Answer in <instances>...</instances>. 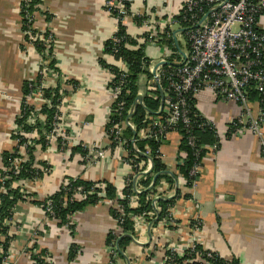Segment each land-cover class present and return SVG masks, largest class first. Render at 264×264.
I'll return each instance as SVG.
<instances>
[{
    "label": "crops",
    "instance_id": "obj_1",
    "mask_svg": "<svg viewBox=\"0 0 264 264\" xmlns=\"http://www.w3.org/2000/svg\"><path fill=\"white\" fill-rule=\"evenodd\" d=\"M105 1L41 0L40 10L35 12V28L38 34H52L54 39L47 49L52 51L51 58L46 59L37 45H26L21 26V0H0V176L4 169V154L14 152L17 146L13 135L24 84L38 80L44 66L48 69L44 87L60 86L65 92L61 108L62 125L70 141L107 151L106 158L100 163L85 166L73 149L62 151L52 142L46 150L37 146L34 153L37 167L49 171H44L42 178L28 181L26 191L40 200L56 193L67 178L108 182L120 192L124 180L132 174L131 167L112 153L104 135L112 106L106 68L117 63L105 53L107 42L117 30V22L106 10ZM183 1L132 0L131 10L149 17L159 29L162 21L177 16ZM127 29L132 36L139 32L132 19L128 20ZM172 30L177 32L176 37L183 39L179 25H174ZM165 37L169 39L164 35L159 44L142 45L145 55L155 66L165 59H178L168 56V48L173 49V36L171 43L165 42ZM51 61H54L55 70L49 69ZM148 79L146 75L141 77V92L152 89ZM45 106L41 104L38 108L42 122L46 121V116L41 113ZM196 108L216 127L221 139L219 151L203 159L200 178L190 189L182 184L178 171L185 158L180 147V135L174 132L161 141L160 159L166 166V172L177 175L174 184L161 181L169 191L163 198L173 199L179 190L182 195L190 196L181 197L175 203V227L164 226L162 221L157 225L148 222L139 226L135 234H127L133 239L129 237L130 243L125 249H120V258L115 264H160L167 247L187 249L193 238L199 246L214 251L224 260L264 264V159L261 152L264 121L262 137L243 130L227 139L230 121L242 116L240 106L203 92L196 99ZM252 113L254 116L260 113L257 103L252 105ZM251 119V115L243 116L242 124L247 128ZM145 175L138 179L137 187L147 190L139 185ZM152 185L153 181L148 189ZM1 189L0 185V194H3ZM34 200L32 197L20 201L14 211L15 224L11 227L15 240L14 264H31L24 249L33 245L38 246L39 252L46 251L53 264L110 263L107 239L114 218L108 204L91 206L75 213L72 216L75 225L72 234L69 226L48 220L43 207ZM157 218L156 215L153 219L157 221ZM36 231L39 232L37 240L33 238ZM72 245H77L80 250L73 260Z\"/></svg>",
    "mask_w": 264,
    "mask_h": 264
},
{
    "label": "built area",
    "instance_id": "obj_2",
    "mask_svg": "<svg viewBox=\"0 0 264 264\" xmlns=\"http://www.w3.org/2000/svg\"><path fill=\"white\" fill-rule=\"evenodd\" d=\"M131 1H105L106 10L117 22V30L110 38V41L113 42L112 49L106 55L115 59L117 63L115 66L106 68L109 71L108 84L112 95V106L109 111L104 135L109 142V148L112 153L120 157L132 169L131 176L124 180L117 198L115 200L106 198L103 201V204H108L117 213L113 217L114 224L109 232V235L112 236V241L108 244L109 264H115L120 258L121 250L118 241L122 237L127 236L125 231L126 222L131 220L134 223L135 231L138 230L139 226L148 223L149 219L155 218L157 213L160 212L157 198L163 197L166 192H169L163 182V184L160 183L161 185H152L149 189H152L151 194L148 197L153 210L139 214L127 213L122 201H126L130 209L141 207L138 194L143 192L144 189L137 187V181L152 168L151 160L136 162L134 150L137 151L138 140L164 141L171 133L176 132L180 135L181 141L184 138H188L189 145L195 148V137L187 135L193 124H197L200 128L211 127L216 129L214 124L202 116L199 111L194 113L191 110L189 100L193 99L196 102L197 97L203 92L211 93L218 100L235 102L242 109V116L230 121L226 137L230 130L231 136L238 135L243 130H250L262 137L261 125L264 121V109L262 108L264 106V0H184L177 16L169 17V19L162 21L163 23L159 29L153 25L154 23L149 17H144V15L134 13L131 9L126 8V2L131 3ZM28 2L29 0H21V14L25 12ZM114 12L117 13V16L113 15ZM130 19L136 23L139 29L138 34L135 36H132L127 29V23ZM35 22L36 13L29 16V24L31 25H28L25 31L23 29L24 24L21 22L23 33L26 36V45H37V41L40 40L46 49H50L54 41L52 34L45 38L39 36L42 34H35L33 32V29H36ZM174 25L180 26L183 39L176 37L177 32L172 30ZM122 26L125 27V36L118 35ZM164 35L169 38L173 36V49L168 48V56H174V58L178 59L175 61L165 59L162 62H158L155 75H153L154 62L145 55L142 68L144 71H149L152 75V79H148L152 83V89H147L145 92L140 91L138 94L143 96V100L141 102L138 101V108L145 110L142 127L138 131L132 118L128 119L130 114L133 113V106L127 110L126 100L130 95L127 86V77L130 73L129 64L124 57L117 55H119L120 49L124 44L128 49L138 50L146 43L152 46L159 44L160 40H163ZM127 39L134 40L136 44L131 45ZM47 72L48 69L45 66L42 67L39 73L41 86L37 87L35 92L33 90L28 96H22L21 106L25 104L33 108V112L27 120L29 125H36L37 121L40 120L38 108L41 104H46L50 108L53 107V104L44 98L43 88L45 87L43 80L46 78ZM160 90L163 92V99ZM260 96L262 97L261 99ZM146 97L161 101L158 114H162V116L154 117L151 115L145 105L144 100ZM254 97L256 100H254ZM62 103L63 100L61 104L56 106L58 113L55 115L54 130L48 136L49 142L55 143L62 151L72 150L77 147L83 148L87 151L86 155H82L79 152L76 154H79L78 159L85 166L91 163H100L107 156L106 149L96 146L88 147L83 143L70 141L62 125ZM254 103L260 106V113L257 116L252 113V105ZM21 113L20 108L18 116H21ZM115 115L119 119L114 120L113 116ZM247 115H251L252 119L246 128V125L242 124V117ZM201 116L206 121L197 123L196 118L200 119ZM127 129H131L133 132L136 131V138L134 136L130 139L125 138ZM14 135L17 136L14 139L19 152L10 161V166H4L3 172H5V175L0 176L1 193L3 194L7 193L5 182L11 178L9 174L12 173L15 176L20 174L23 168L22 164L29 160L27 153L31 141L39 139L36 130L27 133L18 128L17 125ZM22 138L27 139L23 144L20 143ZM59 140L62 141L60 142ZM203 148H207L210 152L209 155L214 156L219 151L220 146L218 144L213 146L206 145ZM261 152L264 159L263 139H261ZM158 153L161 157L160 149ZM144 154L151 155L150 147L146 148ZM184 154L186 156V153ZM201 166L202 163L196 164L191 171V176H196L197 178L192 182L190 189L196 186L200 178ZM44 171L48 173L49 170L45 169ZM180 179H182L183 185L187 184L185 178L180 176ZM27 182L23 180L14 181L12 187L27 190ZM70 185V181L66 179L60 188L70 191L72 189L69 187ZM96 186V188H103V185ZM127 188H130L133 193L125 195L124 190ZM94 190L95 187L89 192H85L84 187L74 189L69 195L70 197L68 196V198L64 199V206H67L68 202L84 200L86 198L85 195L87 193L93 194ZM26 192L28 193V191ZM51 203L48 200L46 207H43V209L48 220L57 221L51 217L54 215ZM174 207L175 205L168 208V215L162 220L164 226H176L173 216ZM14 221L11 218L4 223V225L9 227L6 235L2 233L0 225V242L7 244V247L0 244V259L3 258L2 264H14L15 240L11 232V227L15 224ZM70 221L73 223L72 217ZM15 229H17L16 232L18 233V226ZM38 236L39 232L36 231L33 238L37 240ZM34 239L33 241H35ZM33 246L25 248L24 253L29 256L31 264H37L31 259V256L32 254H40V252L37 248L34 249ZM198 246L199 244L195 238L191 240L187 249L169 246L166 248V255L160 264H179L175 262L176 258H184L185 256L188 258L185 259L184 264H212L211 261L218 254L202 247L199 249ZM79 251L78 249V253ZM41 259L46 263L52 262L49 254L41 256Z\"/></svg>",
    "mask_w": 264,
    "mask_h": 264
},
{
    "label": "trees",
    "instance_id": "obj_3",
    "mask_svg": "<svg viewBox=\"0 0 264 264\" xmlns=\"http://www.w3.org/2000/svg\"><path fill=\"white\" fill-rule=\"evenodd\" d=\"M40 4L41 0H29L27 3V6L25 7V12L21 14L22 22L24 24L23 29L24 31L28 28L29 24V16L34 14L35 12L40 10ZM126 8L129 10L131 9V3L126 2ZM113 15L117 16V13L114 12ZM33 32L37 34V30L33 29ZM125 27H120L119 36H125ZM49 34L46 35H39L43 36L44 38L47 37ZM28 38V37H27ZM166 38V37H165ZM128 43L131 45H135V41L132 39H127ZM165 42L171 43L172 38L164 39ZM113 42L108 41L106 44V51L105 53H110L112 49ZM37 48L41 53H44V58H51L52 51L47 50L42 44L41 41H37ZM145 48L142 46L138 50H131L128 49L125 44L122 45L120 49L119 57H124L130 68V73L127 77L128 81V90L130 91V95L126 98L127 100V110L131 108L135 100L138 97V94L140 92V79L143 75H147L149 79H152V75L149 71L142 68L144 57H145ZM50 70H55L54 67V61H51L49 64ZM40 77H38V80L36 81H29L24 84V90L23 95L24 97L28 96L33 90H37V87L41 86ZM44 91V98L47 99L51 104H53V107L50 108L48 105L45 106L41 113L46 116V121L42 122L41 120H38L36 125H29L28 124V117L31 116V113L33 112V108H30L29 106L22 104L21 106V116H18L16 119V125L18 128H21L22 130L29 133L30 131L36 130L39 135V139H34L31 141V145L28 147V155L29 160L22 164V171L19 175L15 176L12 173L9 174L11 177L9 180L5 182V187L7 188V193L0 194V225L2 227V233L7 234L9 227L4 225V223L11 218H13V213L15 211L16 206L20 201L27 200L29 198L34 197V202L38 205H41L42 207H46V203L48 200H50L51 206L54 210V215L51 216L52 218H55L58 221V224L61 226H65L69 224V228L71 230V233L74 234L75 225L71 223L70 219L71 217L77 213L86 210L88 207L96 206L99 204H103V201L107 198L110 200H115L118 195V190L108 182H88L83 180L82 178H67L70 181V186L72 189L70 191H67L65 188H60L58 192L55 194L49 196L48 198H45L44 200H40L37 197H35L32 194H28L26 190H22L20 188H13L12 183L14 181H35L36 179L42 178L45 174L44 171L39 169L37 167L34 153L36 151V147L40 146L42 150L48 149L50 142L48 140V136L53 132L54 130V121H55V115L58 113L56 106L61 104L65 92L62 90V88L59 86L57 88H43ZM256 97V96H255ZM254 97V100L256 98ZM262 97L260 96V99ZM145 105L146 108L150 111L151 115L154 117H160L162 114H158V111L161 107V101L145 98ZM189 104L191 106V110L194 113H197L198 110L196 108V102L193 99L189 100ZM264 109V106H262ZM127 115V114H125ZM145 117V110L143 108H138V111L136 114L132 116V121L135 123L137 130L139 131L142 127V121ZM114 120L119 119L116 115L113 116ZM197 123L205 122L206 119L204 117L196 118ZM190 136L195 137V143L196 147L193 148L189 145L188 138H184L181 141V150L186 153V156L184 158V161L182 164L179 165L178 171L180 176L185 178L187 180L186 187L190 188L192 187V182L197 178L196 176H191V171L193 167L196 164H201L203 159L209 155V150L206 148H203L204 146H213L215 144H218L221 147L220 138L217 134L216 129L211 127H204L200 128L197 126V124H193L192 129L189 131ZM14 138H16V135H13ZM133 137V131L131 129H127L125 132V138L130 139ZM186 137V136H185ZM231 137V130L227 134V139ZM27 139L22 138L20 143L23 144L26 142ZM60 142L62 140H59ZM162 142L160 140H138L137 141V151L134 150L136 157L134 156L136 162H142L147 161L146 155L144 152H146V148L150 147L151 149V155L150 157L153 160V169L152 172L145 175V178L140 180L139 185H143L142 187H146L147 190H143L140 194H138L139 202H140V208L138 209H130L128 206V203L126 201H122V203L125 205L127 213H134L139 214L143 212H149L153 210L151 201L149 199V195L151 194V190L148 189L150 187V183L153 181V178L155 175H159L157 178V181L155 185H159L162 180H166L170 184L175 183V179L177 175L168 174L166 172V166L162 163L160 159V154L158 153L159 149L161 148ZM114 147V145H113ZM15 153H5L4 154V166L8 167L10 166V161L16 157L17 153L19 152V148L14 149ZM73 152H79L82 155H86L87 151L84 150L81 147H77L73 149ZM46 168H50V166H46V164H42ZM154 174V176H152ZM1 175H5V172H2ZM96 185H103V188H96ZM84 187L85 192H89L93 187H95V190L93 194L87 193L85 195V199L82 201H73L68 202L67 206H64V199L68 198L69 195L74 191V189H78ZM132 187V186H131ZM133 193L130 188H127L124 190L125 195H129ZM190 194L182 195L181 191L179 190L175 197L171 200H167L166 198L159 197L158 205L160 207V212L157 213V216H159L158 220L156 219H149L148 221L152 223L153 225H157L160 221L165 219L168 215V208L170 206L175 205L176 201L181 197H189ZM70 197V196H69ZM112 216H116L117 213L115 210L111 208ZM125 231L127 234L133 235L135 234L134 229V223L131 220H128L125 224ZM112 241V236H108L107 244H110ZM131 239L128 236H124L119 240V247L121 250L125 249L126 246L130 243ZM0 244H3L0 242ZM5 247H7V244H3ZM34 249H38L37 245L33 246ZM199 249H201V246H198ZM79 247L77 245H72V251H71V259L73 260L77 253H78ZM32 251V249H31ZM48 253L46 251H41L40 254H32L31 259L34 260L37 264H53V262L46 263L44 260L41 259V256L47 255ZM184 258H176L175 262L179 264H184L185 259ZM190 259V258H189ZM3 258L0 259V264H2ZM212 264H242L239 260L233 259L231 261L224 260L220 256H216L211 261ZM190 264V263H189ZM195 264V263H191Z\"/></svg>",
    "mask_w": 264,
    "mask_h": 264
},
{
    "label": "water",
    "instance_id": "obj_4",
    "mask_svg": "<svg viewBox=\"0 0 264 264\" xmlns=\"http://www.w3.org/2000/svg\"><path fill=\"white\" fill-rule=\"evenodd\" d=\"M157 67H158V66L155 67V70H154L153 75H155V71H156ZM160 91H161V90H160ZM161 95H162V99H163V92H162V91H161ZM142 100H143V96H142V95H138L137 100L135 101V103H134V105H133V113L130 114V116L128 117V119L132 118V116H133L134 114L137 113V111H138V107H139V102H138V101L141 102ZM162 106H163V101H162ZM133 136H134V138H136V136H137V132H136V131L133 132ZM146 157L149 158V159L152 161V159H151L149 156H146ZM152 164H153V161H152ZM152 167H153V165H152ZM151 172H152V169L149 171V173H151ZM167 173H168V174H171L170 172H167ZM158 177H159V175H156V176L154 177V180H153V186L155 185V183H156ZM167 200L169 201V200H171V198H168ZM158 217H159V216H158ZM157 220H158V218H157ZM127 236L130 237L131 239H133L132 236H130V235H127ZM141 245H142V244H141ZM122 255H123L124 257H127V256H126L125 254H123V253H122Z\"/></svg>",
    "mask_w": 264,
    "mask_h": 264
}]
</instances>
